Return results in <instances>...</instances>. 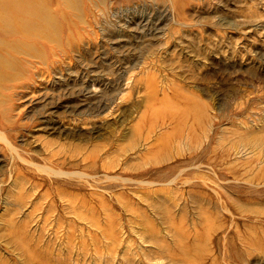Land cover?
<instances>
[{
  "label": "rangeland",
  "instance_id": "374dc122",
  "mask_svg": "<svg viewBox=\"0 0 264 264\" xmlns=\"http://www.w3.org/2000/svg\"><path fill=\"white\" fill-rule=\"evenodd\" d=\"M33 11L0 43V264H264V0Z\"/></svg>",
  "mask_w": 264,
  "mask_h": 264
},
{
  "label": "bare ground",
  "instance_id": "6f19581e",
  "mask_svg": "<svg viewBox=\"0 0 264 264\" xmlns=\"http://www.w3.org/2000/svg\"><path fill=\"white\" fill-rule=\"evenodd\" d=\"M35 2L36 0H0V43L3 38L13 34L29 36L35 26L37 27L39 23L45 22L46 18L44 16H39L33 11ZM10 47L16 48V44ZM1 60L0 73L5 69Z\"/></svg>",
  "mask_w": 264,
  "mask_h": 264
}]
</instances>
